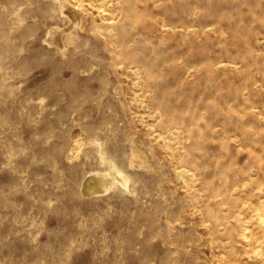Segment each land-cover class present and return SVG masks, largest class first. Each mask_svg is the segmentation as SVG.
<instances>
[{"label":"rangeland","instance_id":"rangeland-1","mask_svg":"<svg viewBox=\"0 0 264 264\" xmlns=\"http://www.w3.org/2000/svg\"><path fill=\"white\" fill-rule=\"evenodd\" d=\"M0 264H264V0H0Z\"/></svg>","mask_w":264,"mask_h":264}]
</instances>
